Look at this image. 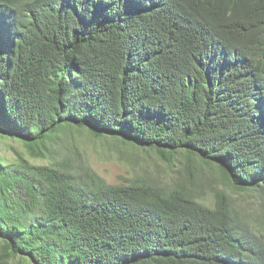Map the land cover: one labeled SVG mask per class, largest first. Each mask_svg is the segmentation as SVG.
Masks as SVG:
<instances>
[{"label": "trees", "instance_id": "obj_1", "mask_svg": "<svg viewBox=\"0 0 264 264\" xmlns=\"http://www.w3.org/2000/svg\"><path fill=\"white\" fill-rule=\"evenodd\" d=\"M83 129L186 181L109 183ZM0 137L50 160L0 157V264H264L226 190L264 197V0H0Z\"/></svg>", "mask_w": 264, "mask_h": 264}, {"label": "rangeland", "instance_id": "obj_2", "mask_svg": "<svg viewBox=\"0 0 264 264\" xmlns=\"http://www.w3.org/2000/svg\"><path fill=\"white\" fill-rule=\"evenodd\" d=\"M77 139L82 156L90 166L109 183H129L135 177H148L160 183L170 184L186 181L187 171L184 163L170 165L162 161L154 152L134 149L132 146L122 145L113 140H101L92 137L87 130H81ZM23 152L35 164H48L49 158H31L26 148L17 139L0 137V157L13 160L16 152ZM196 172L197 170L194 169ZM200 182L204 199L212 204V190L215 187L224 188L221 176L215 168H201ZM234 203L250 216L255 223H262L264 228V197L255 196L243 190L226 188ZM29 264H36L34 262Z\"/></svg>", "mask_w": 264, "mask_h": 264}]
</instances>
